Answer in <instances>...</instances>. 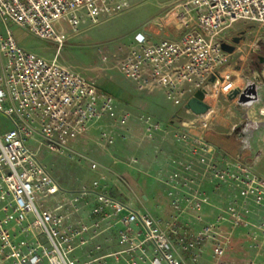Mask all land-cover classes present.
Masks as SVG:
<instances>
[{
  "label": "built area",
  "instance_id": "1",
  "mask_svg": "<svg viewBox=\"0 0 264 264\" xmlns=\"http://www.w3.org/2000/svg\"><path fill=\"white\" fill-rule=\"evenodd\" d=\"M180 2L149 22L147 29L135 33L115 66L139 92L160 91L169 102L186 103L196 91H203L204 103L213 109L207 99L226 97L237 89L226 72L231 54L222 44H230L228 34L239 23L264 28V0ZM128 7V0H0V22L5 28V34L0 35V115L10 125L0 134V264H78L74 252L87 243L84 235L91 229L96 232L104 221L109 222L108 229L120 227L118 245L125 249L110 256L125 255L126 264H184L179 252L196 262L207 247L213 264H235L227 261L226 253L236 233L255 256L264 248V179L254 170L253 162L218 155L205 140L208 120L203 115H195L200 118L195 125L181 122L173 129L175 141L189 155L204 154L206 159H200L204 169L199 175L192 172L191 165H185L163 179L174 211L168 220L130 209L111 196L102 177L66 197L36 152L27 146L37 143L50 152L87 161L68 148V140L85 138L104 118L125 125L128 114L118 116L114 98L100 92L93 81L73 74L55 59L46 62L19 47L7 23L54 42L60 49L63 26L77 34L83 22L95 26ZM167 19L174 24L173 36L153 41L149 29L163 33ZM249 85L247 82L239 89ZM140 121L148 139L161 130L150 115L141 116ZM113 141L106 130L97 137L101 148ZM98 167L89 160L90 170ZM206 177L215 182V194L228 184L237 190L241 202L222 201L216 206L214 221L203 224L201 212L209 205L202 188ZM89 195L96 199L90 213L92 225L70 222ZM249 203L263 211L256 222L249 219ZM189 213L196 223L203 224L196 232L179 224L180 217ZM133 226L138 232H133ZM243 264L263 263L254 258Z\"/></svg>",
  "mask_w": 264,
  "mask_h": 264
},
{
  "label": "rangeland",
  "instance_id": "2",
  "mask_svg": "<svg viewBox=\"0 0 264 264\" xmlns=\"http://www.w3.org/2000/svg\"><path fill=\"white\" fill-rule=\"evenodd\" d=\"M180 1L128 0L129 7L122 14L95 26H89L88 22H83L78 27L77 34L73 33L69 27L63 26L59 32L63 40L60 49L54 42L39 39L9 22L7 28L18 46L27 52L46 62L55 59L59 65L64 66L73 74L93 81L97 87H103L105 93L113 97L121 106L128 105L132 107L136 105L135 109L138 110V115L152 116L160 124L161 131L166 127H170L172 130L176 127V124L185 122L187 119L192 121L191 123L197 124V120L200 118L192 116L191 112L184 108L182 100L177 103L169 102L160 91L150 93L151 95L138 92L134 85L118 72L115 63L126 52V48L135 33L147 29L149 22L172 10L181 3ZM173 25V22L167 19L164 32L170 36L169 38L172 37ZM235 27L229 33V37L242 31L245 32L244 39L239 43L243 46L241 52L230 56L226 72L232 75L233 81L238 77L239 80L235 83V87L244 86V84L250 82L254 83L255 86L264 88V62L261 63L260 61L261 58H264V28L240 23ZM4 34L5 28L0 22V35ZM256 39L260 40L259 46H256L259 50L255 49L253 52H248L249 45ZM110 82H119L124 89L115 88ZM207 100L213 102L214 106L213 114L207 121L205 130L211 129L221 134H231L229 137L231 139L221 144L223 149L227 148L230 152L235 153L240 150V140L236 139V136L232 137L235 134L234 132L237 131V135L243 134L247 141L250 140V143L256 146L253 149L256 155L259 156L263 153L264 114L259 118L262 121L242 131L248 122L246 112L249 111L252 114L250 108L239 107L235 105V101H227L221 97H213V99ZM107 119L104 118L100 122ZM127 121L129 120L127 119ZM128 123L126 122L125 125ZM98 127H101V125ZM9 128L10 125L7 120L0 115V134ZM138 128L139 138L150 140L145 136L144 125L141 122H139ZM101 130H106L114 139L113 144L106 148H101L97 144L94 147L85 143L82 138L68 140L67 142L68 148L86 157L87 161H78L77 158L70 159L67 154L61 155L50 152L45 146L38 147L37 143H28L27 146L36 152L38 159L47 168L59 187L64 191L72 192L90 184L96 178V173L89 168V160L102 165L105 162L103 157L106 154L108 155L117 144L118 139H116L115 133L108 131V129ZM101 130L97 132V136ZM118 130L120 129L116 131ZM205 140L208 143H219L210 131L205 136ZM248 146L246 142V150H249ZM123 157L126 158L125 155ZM242 159H245L244 156ZM258 167L259 170L263 169L260 165ZM89 257H92V254ZM77 260L78 264L86 263L87 254L80 253ZM204 261L209 264L208 256L205 257ZM94 264H126V261L119 258V256H111Z\"/></svg>",
  "mask_w": 264,
  "mask_h": 264
},
{
  "label": "crops",
  "instance_id": "3",
  "mask_svg": "<svg viewBox=\"0 0 264 264\" xmlns=\"http://www.w3.org/2000/svg\"><path fill=\"white\" fill-rule=\"evenodd\" d=\"M149 32L153 34V41L170 37L166 32L161 33L155 28H150ZM232 37L233 36L229 37L230 42ZM259 42L260 40L256 39L252 44H250L248 52H253L255 51V49L259 50V48H256V46H259ZM242 46L243 45L236 46V49L233 54H231V56L241 52ZM238 80V77L236 78V80L234 79V85ZM110 83L115 88L124 89L119 82ZM241 87L243 86L236 88ZM255 88L257 93V100L251 106L244 107L250 108L252 114H250L249 111L246 112L248 122L247 125L245 124V127H243L242 131L247 130L251 126H255L257 123L262 121L259 118L261 117V115H263L261 111L264 110V88L259 86H255ZM98 89L100 92L105 93L103 87H98ZM140 93L151 95L147 92ZM127 95L129 96V94ZM220 97L227 100L225 96ZM115 103L117 105L118 116H120V114L122 113H127L129 120L127 122L129 123L125 126H120L115 125V121L107 119L92 126L89 130L88 135L83 138V141L85 143H88L95 147L98 137L97 132L101 129H108V131H112L113 133H115L116 139H118L117 144L114 146L115 148L112 149L111 152L108 153V155L106 154L103 157L105 159V162L102 163V165L96 162L99 167L96 171H94L96 173V178H94L93 181L102 177L103 183L108 188L111 196L126 204L130 209L139 213H147L154 218L168 220L170 216L173 215L174 211L170 207L171 198L168 195V188L162 183L163 179L171 174V172L181 170V168L185 165H191L192 172L196 175H199L204 169V164L200 162V159H206V156L204 154H200L198 156L189 155L183 145L175 141L173 137V129L171 130L170 127L162 129L163 131H158L150 140L139 138L140 135L137 129L139 130L138 124L139 122H141L140 117L143 115H138V110L135 109V104V106L130 107L128 105L121 106L116 102V100ZM208 103L212 107L214 106L213 102L208 101ZM183 104V106H185L186 103ZM235 105H237V103ZM212 114L213 111L204 115V117L209 120ZM191 115L195 116L192 113ZM185 122L186 124L190 123L195 125L194 122L191 123L192 121H189L188 119ZM100 125L101 127H98ZM177 126L178 124H176V127ZM117 129L120 130L116 131ZM191 131L193 133H198L196 129H191ZM209 131L215 138H217V140H219L220 138H226V141L231 139L229 138L231 134H221L211 129L204 131V137ZM234 133L235 134L232 137L236 136L235 138L240 140V150H238L236 153L230 152L229 149L220 148L218 145H216L217 143H212V145L217 149L218 155L228 158L240 159H242L244 156L245 159L242 160L248 162L255 161L254 169L256 173L264 179V147L262 148L263 153L258 156L255 152H253V149H255L256 146L253 145V143H250V140L247 141L243 137V134L237 135V131H235ZM218 142L221 143L220 141ZM246 142L247 145H249L247 147L249 150H246ZM123 155H125L126 158H124ZM258 165H260V167H263V169L259 170ZM91 183L78 188L76 191L67 192L63 190L64 195L70 198L75 192L81 190L82 188H89ZM214 183V181L211 182L210 179L206 177L202 187L209 197V205H205L201 212L203 215V224L212 223L214 221L216 215L218 214L216 206H219V203H221L222 201H224L225 204L231 201H236L238 203L241 202V197L237 190H235L231 185L228 184L222 185L219 194H215V192H213ZM95 204V197L93 195H89L86 199L80 202V204L78 205L79 210L76 214L71 215L70 222H82L87 226H91L94 220L90 217V213ZM246 208L249 210L248 216L252 222L258 221L260 217L263 216V211L256 209L252 205V203H249ZM179 224L187 226L193 232L198 231L203 225L196 223L193 218V213L181 216L179 219ZM108 226L109 222L104 221L99 225V228L96 232L91 229L87 234H85L84 238L87 239V243L74 252V257L77 259V256L79 257L80 253L87 254L86 262L100 258V260L96 262L98 263L102 259L111 257L110 255L125 249V247L118 245L117 232L120 227L117 226L114 229H108ZM132 229L133 232H138L139 230L137 226H133ZM96 247H100V249L96 251ZM147 250L148 255L151 256L152 250L150 245H147ZM90 254H92V257H89ZM179 254L183 256L185 260L184 264H207L204 261L206 256H208L209 264H213L211 249L209 247H207L203 251L202 256L196 262L191 261L188 256L182 254L181 252H179ZM255 255V251L250 249L248 245L243 240H241L236 233L233 238L232 247L226 253V259L227 261L235 264H243L251 259L256 258L258 261L264 264V248L261 251L260 256L257 257ZM119 258L125 260V255H120Z\"/></svg>",
  "mask_w": 264,
  "mask_h": 264
},
{
  "label": "water",
  "instance_id": "4",
  "mask_svg": "<svg viewBox=\"0 0 264 264\" xmlns=\"http://www.w3.org/2000/svg\"><path fill=\"white\" fill-rule=\"evenodd\" d=\"M245 32H240L239 34H244ZM231 44H222V49L228 53L233 54L236 46L239 45V38H233L230 42ZM212 81V80H211ZM227 100L236 101L239 107L251 106L257 100V93L254 84L249 85L245 90L241 91L239 88L234 89L229 94L226 95ZM204 93L203 91H196L194 95L189 98L185 104V109L190 111L196 116L204 115L210 110V107L204 103Z\"/></svg>",
  "mask_w": 264,
  "mask_h": 264
},
{
  "label": "flooded vegetation",
  "instance_id": "5",
  "mask_svg": "<svg viewBox=\"0 0 264 264\" xmlns=\"http://www.w3.org/2000/svg\"><path fill=\"white\" fill-rule=\"evenodd\" d=\"M245 34V33H244ZM244 34H239V33H237L235 36H233L232 38H231V40L233 39V38H239V40H240V42L244 39ZM261 63H263L264 62V58H261Z\"/></svg>",
  "mask_w": 264,
  "mask_h": 264
},
{
  "label": "trees",
  "instance_id": "6",
  "mask_svg": "<svg viewBox=\"0 0 264 264\" xmlns=\"http://www.w3.org/2000/svg\"><path fill=\"white\" fill-rule=\"evenodd\" d=\"M105 92V91H104ZM106 94V93H105ZM218 141H220L221 143H218L216 145H218L220 148H222L221 144H223L224 142H226V138H220ZM213 143V142H211Z\"/></svg>",
  "mask_w": 264,
  "mask_h": 264
},
{
  "label": "bare ground",
  "instance_id": "7",
  "mask_svg": "<svg viewBox=\"0 0 264 264\" xmlns=\"http://www.w3.org/2000/svg\"><path fill=\"white\" fill-rule=\"evenodd\" d=\"M213 111V109H210L209 111H207L204 115L208 114V113H211ZM261 113H264V110L261 111ZM203 115V116H204Z\"/></svg>",
  "mask_w": 264,
  "mask_h": 264
}]
</instances>
